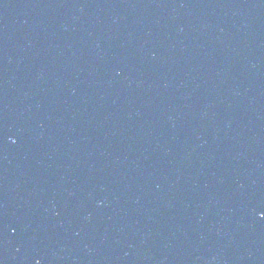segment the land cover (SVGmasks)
<instances>
[{"label":"water","instance_id":"water-1","mask_svg":"<svg viewBox=\"0 0 264 264\" xmlns=\"http://www.w3.org/2000/svg\"><path fill=\"white\" fill-rule=\"evenodd\" d=\"M0 264H264V0H0Z\"/></svg>","mask_w":264,"mask_h":264}]
</instances>
